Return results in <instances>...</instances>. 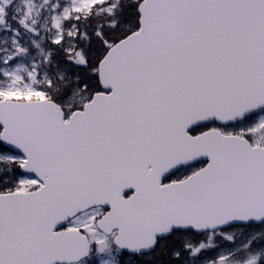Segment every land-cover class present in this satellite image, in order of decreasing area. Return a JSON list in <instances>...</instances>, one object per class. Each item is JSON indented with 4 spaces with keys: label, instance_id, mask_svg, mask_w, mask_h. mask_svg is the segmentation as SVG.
<instances>
[{
    "label": "snow or ice",
    "instance_id": "6c2138e0",
    "mask_svg": "<svg viewBox=\"0 0 264 264\" xmlns=\"http://www.w3.org/2000/svg\"><path fill=\"white\" fill-rule=\"evenodd\" d=\"M0 264H264V0H0Z\"/></svg>",
    "mask_w": 264,
    "mask_h": 264
}]
</instances>
